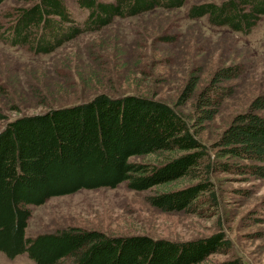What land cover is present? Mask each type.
Returning a JSON list of instances; mask_svg holds the SVG:
<instances>
[{
	"label": "trees",
	"instance_id": "trees-1",
	"mask_svg": "<svg viewBox=\"0 0 264 264\" xmlns=\"http://www.w3.org/2000/svg\"><path fill=\"white\" fill-rule=\"evenodd\" d=\"M6 1L0 0V6ZM16 1L23 6L9 25L0 24V42L49 55L116 18L180 10L187 0H76V9L84 14L81 21L63 0ZM187 16L249 35L264 17V0L194 4ZM240 74L238 65L220 68L200 91L199 78L191 75L174 103L143 95L99 94L6 123L0 130V253L10 261L26 255L33 264H246L235 256L209 261L214 254L232 251L220 225L214 234L189 241L79 227L26 235L31 206L83 190L124 184L130 191L148 192L146 202L158 211L202 217L216 215L220 207L214 174L263 180L264 117L257 112L264 110V94L236 114L209 146L200 137L221 103L234 95L233 88L223 84ZM5 119L0 109V122ZM150 156L153 160H146ZM181 181L186 184L157 190Z\"/></svg>",
	"mask_w": 264,
	"mask_h": 264
},
{
	"label": "rangeland",
	"instance_id": "rangeland-1",
	"mask_svg": "<svg viewBox=\"0 0 264 264\" xmlns=\"http://www.w3.org/2000/svg\"><path fill=\"white\" fill-rule=\"evenodd\" d=\"M63 1L81 21L84 14L76 9V0ZM222 1L187 0L180 10L116 18L101 31L85 33L49 55H34L27 48L0 42V109L6 117L0 130L22 115L85 102L99 94L143 95L174 103L191 75L199 78L200 91L216 70L238 65L239 78L223 84L233 88L234 95L221 103L218 115L200 136L209 146L236 114L264 94V17L249 35L210 27L205 19H188L190 6ZM22 6L16 0L6 1L0 6V24L9 25ZM183 109L186 112L189 106ZM257 113L264 117V110ZM212 181L220 204L216 215L161 212L146 202L148 192L130 191L121 184L31 206L26 235L79 227L109 235L189 241L214 234L220 225L232 251L214 254L209 261L235 256L246 264H264V179L218 173ZM184 184L170 183L157 190ZM0 264L33 263L26 255L10 261L0 253Z\"/></svg>",
	"mask_w": 264,
	"mask_h": 264
}]
</instances>
